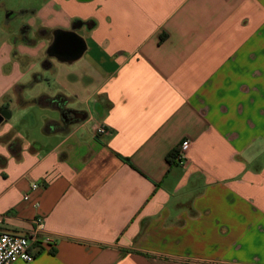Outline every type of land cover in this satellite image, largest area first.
Returning <instances> with one entry per match:
<instances>
[{
  "label": "crops",
  "instance_id": "obj_1",
  "mask_svg": "<svg viewBox=\"0 0 264 264\" xmlns=\"http://www.w3.org/2000/svg\"><path fill=\"white\" fill-rule=\"evenodd\" d=\"M28 2L0 24V229L45 227L15 264H264V0Z\"/></svg>",
  "mask_w": 264,
  "mask_h": 264
},
{
  "label": "built area",
  "instance_id": "obj_2",
  "mask_svg": "<svg viewBox=\"0 0 264 264\" xmlns=\"http://www.w3.org/2000/svg\"><path fill=\"white\" fill-rule=\"evenodd\" d=\"M106 128L104 125L96 127L97 133H104ZM191 140L184 139L181 143L177 160L183 163L188 156ZM38 183L31 185L32 190L38 189ZM25 200H30V194L24 195ZM1 222V219H0ZM35 227L27 234H19L14 232L2 231L0 229V264H15L17 261L31 262L35 258L33 245L38 240L39 234L44 230V218L38 216L34 220Z\"/></svg>",
  "mask_w": 264,
  "mask_h": 264
},
{
  "label": "water",
  "instance_id": "obj_3",
  "mask_svg": "<svg viewBox=\"0 0 264 264\" xmlns=\"http://www.w3.org/2000/svg\"><path fill=\"white\" fill-rule=\"evenodd\" d=\"M54 52L62 56L71 57L70 61L74 60V56L78 54L82 47V39L74 34H61L58 36L56 43L54 44ZM10 117V113L5 110L0 111V121ZM62 119L66 122L75 121L81 119V116L74 111L68 109L62 112Z\"/></svg>",
  "mask_w": 264,
  "mask_h": 264
},
{
  "label": "rangeland",
  "instance_id": "obj_4",
  "mask_svg": "<svg viewBox=\"0 0 264 264\" xmlns=\"http://www.w3.org/2000/svg\"><path fill=\"white\" fill-rule=\"evenodd\" d=\"M27 3H29L28 0H0V24L1 22H3V20L5 21L6 9L11 7L13 8L11 10H13L14 12L11 13L9 16L10 18H12L10 22L11 28L9 30L10 32H12L14 29L16 31L17 30L19 31V29H17L18 28L17 24L22 19H26L29 15L28 13H25V11L22 9V8H25L24 6H26ZM16 121H17V114L14 117V122ZM17 122L18 124H20L19 119Z\"/></svg>",
  "mask_w": 264,
  "mask_h": 264
},
{
  "label": "trees",
  "instance_id": "obj_5",
  "mask_svg": "<svg viewBox=\"0 0 264 264\" xmlns=\"http://www.w3.org/2000/svg\"><path fill=\"white\" fill-rule=\"evenodd\" d=\"M49 52H52V48H49ZM57 98H59V97H57ZM57 98H52L51 100H48V101H50L52 104H54V105H57L56 103H55V100L57 99ZM41 99V98H40ZM61 99H62V101H64L65 100V97H61ZM38 101H39V99H38ZM43 101H45V100H43ZM41 102V101H40ZM47 103V102H46ZM58 106V105H57ZM60 108H63L62 106H59ZM178 152H179V150L178 149H173L172 151H170L169 153H168V155H167V159L170 161V162H174V160L175 159H177V157H178Z\"/></svg>",
  "mask_w": 264,
  "mask_h": 264
},
{
  "label": "flooded vegetation",
  "instance_id": "obj_6",
  "mask_svg": "<svg viewBox=\"0 0 264 264\" xmlns=\"http://www.w3.org/2000/svg\"><path fill=\"white\" fill-rule=\"evenodd\" d=\"M66 34H68V35H69V33H66ZM54 44H55V43H54ZM54 44H53V45H52V47H51V48H52V51H53V50H54V48H55V45H54Z\"/></svg>",
  "mask_w": 264,
  "mask_h": 264
}]
</instances>
